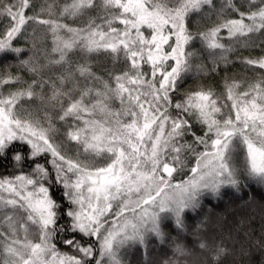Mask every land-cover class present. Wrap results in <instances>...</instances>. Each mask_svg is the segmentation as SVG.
I'll return each instance as SVG.
<instances>
[{"label":"snow or ice","instance_id":"obj_1","mask_svg":"<svg viewBox=\"0 0 264 264\" xmlns=\"http://www.w3.org/2000/svg\"><path fill=\"white\" fill-rule=\"evenodd\" d=\"M0 66V264H264L202 211L264 191V0H0Z\"/></svg>","mask_w":264,"mask_h":264},{"label":"trees","instance_id":"obj_2","mask_svg":"<svg viewBox=\"0 0 264 264\" xmlns=\"http://www.w3.org/2000/svg\"><path fill=\"white\" fill-rule=\"evenodd\" d=\"M245 56L248 55H259L258 51L243 53ZM100 63H107L101 58ZM111 67L110 64H108ZM2 67V66H0ZM122 65L117 64L116 68H121ZM15 71V69H13ZM241 67L236 64L234 67L228 69V73H240ZM226 73L223 71H218L216 75L201 80H196L190 78L186 81L185 87H194L197 83H210L216 86L218 90L221 89L222 77ZM251 75V74H249ZM27 79V75L25 76ZM26 150V149H25ZM249 195L255 197L254 201L249 200ZM203 213L210 215L212 222L217 225V228L213 230L212 235L217 238L227 237L231 234V240H225L229 247L235 246L239 249L241 245L247 246L248 240L245 239L249 230L252 231L254 238H259L264 234V191L260 190L259 185H255L253 188H242L240 191H236L232 188H225L222 191L221 197L217 198L214 196H206L203 201ZM202 218V215L198 213L189 214L187 217V223L194 226ZM241 219L248 221L243 227H239V222ZM173 236H175V231L172 230L171 225L168 229ZM194 237H189L188 243L191 244ZM68 251V249H64ZM167 251L163 246L156 244L153 241V247L151 248L149 254L145 256L143 251L139 249H133L131 255L129 256L130 264H147L149 259L153 260L158 264L163 253ZM170 254V252H169ZM261 261V257L257 254L252 259V264H257ZM224 264H248L246 259H242L238 251L235 255L228 257Z\"/></svg>","mask_w":264,"mask_h":264}]
</instances>
